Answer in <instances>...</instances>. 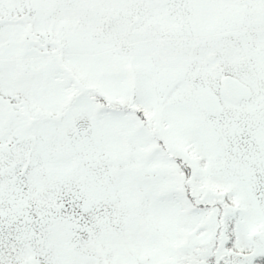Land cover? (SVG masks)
<instances>
[{
	"label": "snow or ice",
	"instance_id": "snow-or-ice-1",
	"mask_svg": "<svg viewBox=\"0 0 264 264\" xmlns=\"http://www.w3.org/2000/svg\"><path fill=\"white\" fill-rule=\"evenodd\" d=\"M0 264H264V0H0Z\"/></svg>",
	"mask_w": 264,
	"mask_h": 264
}]
</instances>
